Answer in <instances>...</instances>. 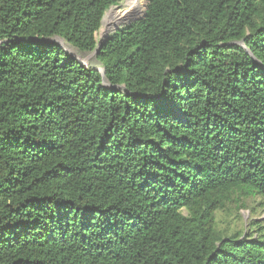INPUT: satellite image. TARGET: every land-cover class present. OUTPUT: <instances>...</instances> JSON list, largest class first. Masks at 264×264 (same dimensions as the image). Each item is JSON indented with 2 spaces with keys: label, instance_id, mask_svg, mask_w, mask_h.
Wrapping results in <instances>:
<instances>
[{
  "label": "trees",
  "instance_id": "obj_1",
  "mask_svg": "<svg viewBox=\"0 0 264 264\" xmlns=\"http://www.w3.org/2000/svg\"><path fill=\"white\" fill-rule=\"evenodd\" d=\"M122 1L0 0V264H264V0Z\"/></svg>",
  "mask_w": 264,
  "mask_h": 264
},
{
  "label": "rangeland",
  "instance_id": "obj_2",
  "mask_svg": "<svg viewBox=\"0 0 264 264\" xmlns=\"http://www.w3.org/2000/svg\"><path fill=\"white\" fill-rule=\"evenodd\" d=\"M125 2L126 0L113 7L121 6ZM137 2L140 7L144 8L145 13L147 0H137ZM107 11L104 13L103 19ZM141 16H139L138 18H140ZM123 25H126V23ZM104 29L105 28L103 26L102 20L100 29L95 35V40L97 43L102 41L105 35L111 34V32L105 34ZM50 42L60 46L68 57L75 60L79 64L86 66L87 68H94L102 73V68L96 61L93 52L81 53L71 46L67 45L63 40L59 38L52 39L50 40ZM215 227L217 231L222 232L228 236L234 234L250 235V232L254 234L258 227H264V198L258 196L254 198H243L241 196L235 195L230 200V202L225 205V208L223 210L216 212ZM255 237L256 234L253 235V238Z\"/></svg>",
  "mask_w": 264,
  "mask_h": 264
},
{
  "label": "water",
  "instance_id": "obj_3",
  "mask_svg": "<svg viewBox=\"0 0 264 264\" xmlns=\"http://www.w3.org/2000/svg\"><path fill=\"white\" fill-rule=\"evenodd\" d=\"M144 15H145V13H143V15H142L140 18H138V19H136V20H133V21H130V22L126 23V25H130L131 23H134V22H136V21H138V20H141L142 18H144ZM102 20H103V18H102ZM102 20H101V24H102ZM120 27H121V26L114 28V29L111 31V33L116 32L117 30L120 29ZM108 36H109V34L105 35L103 40H105ZM100 42H101V41H100ZM100 42H99L98 44H100ZM50 43H51V42H50ZM51 44H52V45H55V44H53V43H51ZM99 46H100V45H98L97 48L93 51V54H94V55L97 54V50H98ZM101 74L103 75V71H102Z\"/></svg>",
  "mask_w": 264,
  "mask_h": 264
}]
</instances>
